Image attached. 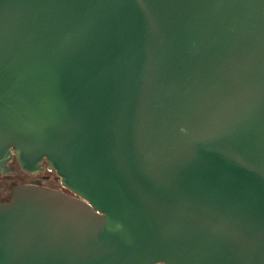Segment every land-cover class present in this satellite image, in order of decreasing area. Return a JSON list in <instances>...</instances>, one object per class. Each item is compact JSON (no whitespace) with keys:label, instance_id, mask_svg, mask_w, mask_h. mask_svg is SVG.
<instances>
[{"label":"water","instance_id":"water-1","mask_svg":"<svg viewBox=\"0 0 264 264\" xmlns=\"http://www.w3.org/2000/svg\"><path fill=\"white\" fill-rule=\"evenodd\" d=\"M0 264H264V0H0Z\"/></svg>","mask_w":264,"mask_h":264},{"label":"flooded vegetation","instance_id":"flooded-vegetation-1","mask_svg":"<svg viewBox=\"0 0 264 264\" xmlns=\"http://www.w3.org/2000/svg\"><path fill=\"white\" fill-rule=\"evenodd\" d=\"M8 166L11 168L12 173L0 174V203L10 202L13 190L24 185H36L53 190H62L65 193L71 194L62 187L60 178L56 173L49 170L46 161L43 162V172L35 174L24 171L17 161L16 156L13 157Z\"/></svg>","mask_w":264,"mask_h":264},{"label":"rangeland","instance_id":"rangeland-1","mask_svg":"<svg viewBox=\"0 0 264 264\" xmlns=\"http://www.w3.org/2000/svg\"><path fill=\"white\" fill-rule=\"evenodd\" d=\"M60 184H61V181H60Z\"/></svg>","mask_w":264,"mask_h":264}]
</instances>
